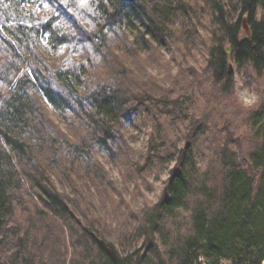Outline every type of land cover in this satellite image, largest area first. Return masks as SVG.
<instances>
[{
  "label": "trees",
  "instance_id": "1",
  "mask_svg": "<svg viewBox=\"0 0 264 264\" xmlns=\"http://www.w3.org/2000/svg\"><path fill=\"white\" fill-rule=\"evenodd\" d=\"M0 264H264V0H0Z\"/></svg>",
  "mask_w": 264,
  "mask_h": 264
},
{
  "label": "rangeland",
  "instance_id": "2",
  "mask_svg": "<svg viewBox=\"0 0 264 264\" xmlns=\"http://www.w3.org/2000/svg\"><path fill=\"white\" fill-rule=\"evenodd\" d=\"M47 47H48L47 44L42 46V48H45V49ZM41 53H42L43 57L45 58L46 62L53 64L54 66L57 64L59 57L54 55L53 51H51L50 49H46L45 51H41ZM164 57H165V60L170 59V57L166 53H165ZM150 74L152 76H160V75H157L155 71H152ZM235 80H236V93H237V96H238L240 103H242L244 107H251V106L255 105L257 98L250 91H247L243 88L242 78H240L239 76H236ZM144 135H145V132L142 131L140 133L139 142H137V144H134L135 148H138L143 144ZM110 175L114 180H119V176L115 170H110ZM167 177H168V171H166V173H162L160 179H158L156 181L152 180L153 178H150V181L153 184V190L152 191H143L142 192L143 196H142L141 200H139V204H141L142 202H144V204H148V205H153L154 203H156L159 196H160V193H161L162 183H163V181H165L167 179ZM141 206H142V204L140 206L138 205L139 208ZM106 212H107V214H106L107 217L109 216L112 218V220H116L112 209H107Z\"/></svg>",
  "mask_w": 264,
  "mask_h": 264
},
{
  "label": "water",
  "instance_id": "3",
  "mask_svg": "<svg viewBox=\"0 0 264 264\" xmlns=\"http://www.w3.org/2000/svg\"><path fill=\"white\" fill-rule=\"evenodd\" d=\"M242 27H243V30H244V32L246 34L247 39H250L251 38V34H250V31H249V29H248V27L246 25V20L245 19H243V21H242ZM227 52H229V50H227ZM229 70H230V73H231L232 72V67H229ZM189 145H190V143L187 142L186 145H185V148H188Z\"/></svg>",
  "mask_w": 264,
  "mask_h": 264
}]
</instances>
